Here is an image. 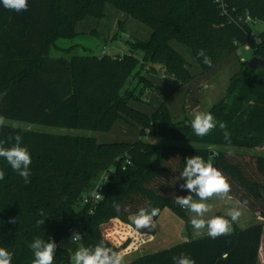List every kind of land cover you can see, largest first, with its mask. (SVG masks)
<instances>
[{
    "label": "trees",
    "instance_id": "obj_1",
    "mask_svg": "<svg viewBox=\"0 0 264 264\" xmlns=\"http://www.w3.org/2000/svg\"><path fill=\"white\" fill-rule=\"evenodd\" d=\"M106 4L150 27V39L127 37L129 52L116 57L72 54L75 46L58 47L65 55L50 56L59 39L79 35L80 22L103 18ZM257 23H264V0H28V10L19 13L0 4V117L93 132H107L118 119H125L141 128L134 142L98 143L91 135L0 127L4 147L12 146L14 137L20 135L32 159L26 184L0 157V170L6 174L0 181V247L14 254L12 264H32L29 245L37 237L51 238L58 245L53 264H71L65 241L74 231L81 234L84 247L94 248L103 241L123 257L134 253L156 234V227L151 232L138 231L128 220L129 214L142 207L160 210L153 218L155 225L162 209H171L185 221L189 232V211L175 203V195L189 194L180 188L185 181L177 179L186 158L194 155L221 170L231 185L229 196L263 221L245 228L233 223L231 234L217 239L189 236L186 242L124 264H174L173 256L181 254L196 264H257L264 232V155L221 147L252 149L264 144V67L251 69L248 60L240 59L226 97L206 111L214 115L217 127L204 137L194 134L187 115L176 120L165 102L152 114L129 104L143 101L146 91L157 88L147 77L149 73L173 77L178 87L195 77L172 40L192 50L202 74L245 45L264 59V31L253 32ZM119 31H123L122 24ZM201 49L211 58V67L198 57ZM145 67L146 73L140 75ZM136 77L142 84L138 93L130 88ZM221 122L230 141L219 127ZM145 136L198 146H162ZM127 158L130 162L123 169ZM112 166L116 170L91 213L82 196ZM115 205L120 206L119 212ZM9 218L19 219L9 223ZM41 219L44 225H37Z\"/></svg>",
    "mask_w": 264,
    "mask_h": 264
},
{
    "label": "clouds",
    "instance_id": "obj_2",
    "mask_svg": "<svg viewBox=\"0 0 264 264\" xmlns=\"http://www.w3.org/2000/svg\"><path fill=\"white\" fill-rule=\"evenodd\" d=\"M0 4L5 9L15 12L28 10V0H0ZM198 57L203 58V63L212 66V60L206 55L205 50L201 49L197 53ZM4 126V118L0 117V127ZM217 127V121L211 112L197 111L191 121V128L194 134L198 137H204ZM219 127L224 131V137L230 141V134L226 131V125L219 123ZM14 144L10 147H4L6 141L0 140V157L4 158L11 166V169L23 178L27 184L30 182L31 176L30 165L32 163L31 154L26 146L22 145V137L16 135ZM5 172L0 170V181L5 179ZM183 179L185 183L180 185L182 190H187L188 195H175V203L182 209L194 213L195 216L190 219L191 227L200 234L202 230L207 229V235L212 239H217L224 235H230L232 232V224L238 220L241 212L237 208H232L227 215L230 220L224 216H213L209 219H204L206 213L213 210L211 204L204 201L209 200L213 196L223 198L231 191V185L227 177L221 170L213 166L211 162L199 156L194 155L187 157L185 167L177 180ZM198 197L199 199H194ZM115 210L120 211V206L115 205ZM125 211H129L125 208ZM158 208H140L136 213L129 214L128 220L135 229H148L151 232L156 225L153 218L159 214ZM41 216L44 212L41 211ZM19 218H9V223H15ZM45 219L37 221V225H44ZM82 236L78 231H74L70 237V242L76 245L80 244ZM34 254L32 264H53L55 251L58 247L56 242L49 238L45 240L37 237L29 245ZM13 253L5 247H0V264H12ZM74 264H123V254L114 251L104 245L103 241L91 247L78 246L72 257ZM174 264H196L195 260L187 255L181 254L179 257L173 256Z\"/></svg>",
    "mask_w": 264,
    "mask_h": 264
},
{
    "label": "rangeland",
    "instance_id": "obj_3",
    "mask_svg": "<svg viewBox=\"0 0 264 264\" xmlns=\"http://www.w3.org/2000/svg\"><path fill=\"white\" fill-rule=\"evenodd\" d=\"M110 11H117V13H120L117 9H115L111 5H107V8H106L107 20L105 23L109 22L106 27L108 31L110 30L111 24H112V19L109 16ZM122 20H123L122 27L124 26L123 31H119V29L116 31V33L119 36L115 35L110 39H106L97 34L98 25H99L100 20L96 18H92V17L88 18L87 20H85V22H83L82 26L79 28L80 33L76 38L60 39L57 42V45L60 48H68L70 46H75L74 49L71 51L72 54L101 55L102 51H106V53L108 54L123 55L129 52V44L123 41L124 36L127 35V37H130L131 39L137 38L139 40H145V38L147 37H145L146 35L144 32L141 31V29L143 28V29L148 30L149 28L145 24L139 22L138 20L132 18L131 16L126 15L125 18H122ZM109 24L110 26H108ZM93 31H96V33ZM262 31H264V23L255 24L253 28L254 34L257 35L258 33ZM172 46L187 60L189 64V69L191 70L192 73H194V75H196L197 70L195 69L194 66L191 65L192 63L190 59L194 61L196 67H198L199 70L200 68L194 56L190 54L192 52L190 48L184 44L179 43V41H176V40L173 41ZM58 47H53L51 49L50 56L59 57V56L65 55V52H63V50H61ZM234 56L236 57L235 64L231 66L230 69L225 70L217 79L213 81L214 86L212 88V91L210 92V95L214 97V100L212 101L210 105H208V103L205 102V106L207 107L211 106L215 102H218L219 100L226 97L230 78L241 66L240 59H241V62H244L242 61V58H244L246 61L247 60L250 61L254 57V50L249 45L241 46L238 53H236ZM145 71H146V67L140 70V75H144L146 73ZM200 73H202L201 70H200ZM130 88L131 90L135 89L136 93L140 92L142 88V84L139 83V77H136L135 79L132 80L130 84ZM149 93H150L149 91H146L142 95L144 103L149 102L148 100L149 95H150ZM208 109L209 107L207 108V110ZM190 118L193 119L194 117H190ZM4 124L16 126V127H22V128H29V129L38 130L41 132L53 133V134H71V135H85V136L91 135V136H94L95 138H97L98 135H100V133H103V132H93V131L81 130V129L50 127V126H44V125L35 124V123H26V122H22L18 120H11V119H4ZM113 133L114 132H110L105 135L113 136L114 135ZM145 139L151 142L160 141L162 146L167 145V144L198 146L196 144L179 142L178 140L156 139V138H152L149 136H145ZM114 140H118V139H114ZM221 149L229 150V151L236 152V153L241 152V153L251 154V155L253 154L254 155H259V154L264 155V148H261V147L252 148V149L236 148V147H233V148L221 147ZM99 178L100 176H98L95 179L94 185L99 180ZM194 199L198 200L199 198L194 196ZM204 202L211 204L213 206V210L209 213H206L205 216L203 217L204 219H209L217 214L228 217L227 215L228 211L232 208H237L241 212V215L238 218V220L234 222L235 224L237 223L236 224L237 226L239 225L241 228H245L258 221H263V219L262 220L257 219L256 217L257 213L251 211L244 205L240 206L238 204L239 201L237 199L235 198L231 199L229 197V194H227L223 198L213 196L212 198ZM188 213L191 218L195 216V214L191 213L190 211ZM205 235H207V229L202 230L200 234H197L193 228H191L190 231L188 232L185 221L182 218H180L178 215H176L171 209H166L163 212L162 216L160 213L159 217L157 218L155 240L151 242L150 244H148L147 246H144V250L150 249L156 252V251L164 250L168 248L169 246L180 242L181 240H185L187 236L196 238V237H201ZM117 238L120 239L119 236H117ZM65 246L70 251L71 261H72L71 264H74V260L72 259L74 252L76 251L78 246L80 247H84V246L81 241L79 245L71 243L70 238L67 241H65ZM134 256L135 255H131L128 258L127 257L124 258L123 264L126 263L129 259L133 258ZM259 264H264V233H263V241H262V248H261V258H260Z\"/></svg>",
    "mask_w": 264,
    "mask_h": 264
},
{
    "label": "crops",
    "instance_id": "obj_4",
    "mask_svg": "<svg viewBox=\"0 0 264 264\" xmlns=\"http://www.w3.org/2000/svg\"><path fill=\"white\" fill-rule=\"evenodd\" d=\"M107 5H111V4L105 5L104 17L100 19L97 34L99 36L106 38V39H110L113 36L117 35L116 31L119 29L121 24L123 25L122 18H125L126 13L111 5L112 7L117 9L120 13H117V11H110L109 12V16L112 19V24H111L110 30L108 31V29L106 27H107V24L109 22L105 23L107 20V14H106ZM88 18H91V17H88ZM88 18H86L85 20H87ZM85 20H83L82 22H80L78 24V26H77V32L78 33H80L79 28L82 26V24H83V22H85ZM108 26H110V24ZM148 28H149L148 30L143 29V28H142L143 30L141 29V31L145 33V35H146L145 37H147V38H145V40H142V41L149 40L151 35H152V29L150 27H148ZM173 41L174 40L171 41V45L173 44ZM179 43H181V42H179ZM181 44H184V43H181ZM57 47H58V45H57ZM190 54H192V56H194L193 52H191ZM194 58H195V56H194ZM195 60H196V58H195ZM190 61L192 63L191 65L194 66L195 69L197 70L196 75H194V73L191 72L195 77L190 82H188L187 84H185L181 87H178V81L173 77H170V76H167L164 74L149 73L147 75V77L157 87L156 89H154L153 91H151L149 93L150 94L149 99H148L149 102L144 103L143 101L132 100L129 103L130 106H132L133 108L140 110L144 113L152 114L160 104L165 102L168 109L170 110L171 114L173 115V117L176 120L181 119L185 115L190 116V117H194V115L197 111H204L205 112L208 107L210 108L213 105L212 104L211 106H208V107L205 106V102H207L208 105H210L212 103V101L214 100V97L212 95H210V92L212 91V88L214 86L213 81L215 79H217L225 70L230 69L231 66H233L235 64L236 57L234 55H232V56L226 58L225 60H223L222 62L217 64L215 67H213L211 70H209L208 72L203 73V74L200 73L201 67H200L198 61L196 60L200 70L198 69V67H196L194 61H192L191 59H190ZM242 61H246V60L244 58H242ZM110 132H114L113 133L114 135L113 136L105 135V134H108ZM140 134H141V128L139 126L132 125L131 123H129L125 119H118L115 122V124L113 125V127L111 128V130H109L107 132L100 133V135H98L96 140L98 143L134 142L140 137ZM114 139H118V140H114ZM229 197L232 199L231 196H229ZM238 204L240 206H242L241 203L238 202ZM166 209H169V208L164 207L162 209L161 216ZM256 215H257L256 216L257 219L262 220V218L260 216H258V214H256ZM155 236H156V234L154 235V237L151 240H149L148 242L143 244L136 252L126 255V256H124V258H126V257L128 258L131 255H135L134 257H137V256L147 254V253H149V254L155 253L154 251H152L150 249L149 250L146 249L147 251L144 250V246H147L148 244L153 242L155 240ZM188 240H189V236H187V238H185V240H181L180 242L173 244V245L169 246L168 248H170L174 245L186 242ZM262 241H263V237H262ZM261 248H262V242H261L259 259H258L257 264H259V262H260ZM156 252H158V251H156ZM133 258L129 259L126 263L130 262Z\"/></svg>",
    "mask_w": 264,
    "mask_h": 264
},
{
    "label": "built area",
    "instance_id": "obj_5",
    "mask_svg": "<svg viewBox=\"0 0 264 264\" xmlns=\"http://www.w3.org/2000/svg\"><path fill=\"white\" fill-rule=\"evenodd\" d=\"M104 54H106V51H102L101 55H104ZM116 55L117 54H112L113 57H116ZM129 162L130 161L128 158L125 159L124 164H123V169H125L126 164ZM115 170H116V167L112 166L108 170L103 172L100 175L99 180L96 182L94 188L82 196L83 205L89 206L91 213L96 209L98 203L103 199V191L109 181L110 175Z\"/></svg>",
    "mask_w": 264,
    "mask_h": 264
},
{
    "label": "water",
    "instance_id": "obj_6",
    "mask_svg": "<svg viewBox=\"0 0 264 264\" xmlns=\"http://www.w3.org/2000/svg\"><path fill=\"white\" fill-rule=\"evenodd\" d=\"M126 38H127V35L124 36L123 38V41H126ZM248 66L251 68V69H259V68H262L264 67V59L260 58V57H257V56H254L249 62H248ZM1 101V99H0ZM261 148H264V144H262L260 146ZM214 152L211 151V155H213Z\"/></svg>",
    "mask_w": 264,
    "mask_h": 264
}]
</instances>
